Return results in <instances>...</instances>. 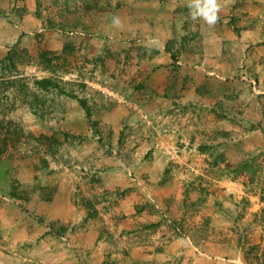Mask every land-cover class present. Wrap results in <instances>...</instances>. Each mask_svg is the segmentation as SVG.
Here are the masks:
<instances>
[{"label": "rangeland", "instance_id": "rangeland-1", "mask_svg": "<svg viewBox=\"0 0 264 264\" xmlns=\"http://www.w3.org/2000/svg\"><path fill=\"white\" fill-rule=\"evenodd\" d=\"M134 1L0 0V264H264V0Z\"/></svg>", "mask_w": 264, "mask_h": 264}, {"label": "clouds", "instance_id": "clouds-1", "mask_svg": "<svg viewBox=\"0 0 264 264\" xmlns=\"http://www.w3.org/2000/svg\"><path fill=\"white\" fill-rule=\"evenodd\" d=\"M190 15L193 20L202 18L207 24L214 25L218 19V13L221 10V4L218 0H189ZM112 23L116 27H122L121 20L114 16Z\"/></svg>", "mask_w": 264, "mask_h": 264}, {"label": "crops", "instance_id": "crops-1", "mask_svg": "<svg viewBox=\"0 0 264 264\" xmlns=\"http://www.w3.org/2000/svg\"><path fill=\"white\" fill-rule=\"evenodd\" d=\"M128 1V3H129V5L127 6V7H125V8H129L128 9V12H130V10H138V11H141L143 8H147V3H149V1H147L146 3L145 2H137V1H134V0H127ZM172 0H168V1H164L163 3H161L159 6L160 7H158L157 5L156 6H154V7H156V8H158L156 11H158L159 9H162V7H164L165 9H167V11H165V13L167 14V16H170L171 15V10H172V2H171ZM173 1H176V0H173ZM150 4V3H149ZM145 5H146V7H145ZM153 5V4H152ZM156 11H154V12H156ZM153 12V13H154ZM157 13V12H156ZM155 16H158V18H156L157 19V21H155L156 23L159 21V20H161V19H163V17H164V15H161V14H155ZM169 19H170V17H169ZM147 23H148V21H147ZM148 24H150V23H148ZM152 24V23H151ZM170 38H169V36L168 37H165V39H164V41H163V43H164V46H165V44H166V42L169 40ZM152 47H155V45L152 43ZM170 57H171V55H170ZM171 58H173V57H171ZM240 189H241V187H240ZM242 190V189H241ZM241 190H240V192H241ZM237 193H238V191H237ZM253 201V200H252ZM260 204H262V205H264V202H263V199H262V202H261V200L260 201H258ZM255 205V204H254ZM237 261V263H242V261L240 260V258L239 259H237L236 260Z\"/></svg>", "mask_w": 264, "mask_h": 264}, {"label": "trees", "instance_id": "trees-1", "mask_svg": "<svg viewBox=\"0 0 264 264\" xmlns=\"http://www.w3.org/2000/svg\"><path fill=\"white\" fill-rule=\"evenodd\" d=\"M170 55H171V57H174L173 53L170 54ZM37 84L41 85L42 87H51V86H54L55 83L49 78H43V79L38 80ZM79 102L83 106V108L86 110L87 115L89 116V112L87 110V105L85 103V100L84 99H80Z\"/></svg>", "mask_w": 264, "mask_h": 264}]
</instances>
